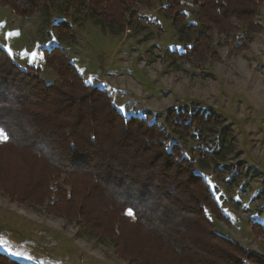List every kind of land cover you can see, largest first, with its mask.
Wrapping results in <instances>:
<instances>
[{
    "label": "rangeland",
    "instance_id": "obj_1",
    "mask_svg": "<svg viewBox=\"0 0 264 264\" xmlns=\"http://www.w3.org/2000/svg\"><path fill=\"white\" fill-rule=\"evenodd\" d=\"M71 2L56 0L28 19L0 6V47L19 68H37L52 83L57 76L45 67L44 53L58 46L82 81L105 90L122 115L166 127L167 146L179 145L196 162L194 171L213 195L216 209L206 214L215 232L264 257V0L251 19L252 32L232 21L236 25L213 26L199 39L197 29L183 41L161 8L174 4L184 14L183 24L197 26L196 0L134 2L124 14L125 24H113L115 33L103 27L104 19L96 23L86 8ZM116 4L111 6L113 15L121 13ZM60 22L71 27L70 40L53 28ZM197 40L203 54L208 48L214 56L197 55ZM32 52L39 55L30 63ZM184 109L225 120L232 144L225 161L207 158L202 166L197 138L175 134L165 125L168 111ZM45 175L40 160L0 142V253L22 264H128L114 252V233L101 229L98 239L82 225L85 220L62 216L64 211L74 213L67 203L69 191L60 187V176L53 193L56 177L44 181ZM40 190L36 201L31 195ZM73 190L77 199L80 189ZM86 210L105 228L101 223L108 221V210L95 200L88 201ZM125 215L134 220L127 211ZM121 232L133 247L157 252L139 227L124 220Z\"/></svg>",
    "mask_w": 264,
    "mask_h": 264
},
{
    "label": "trees",
    "instance_id": "obj_2",
    "mask_svg": "<svg viewBox=\"0 0 264 264\" xmlns=\"http://www.w3.org/2000/svg\"><path fill=\"white\" fill-rule=\"evenodd\" d=\"M70 1L86 8L96 23L102 24L104 19L103 27L107 25L115 33L113 24H125L124 14L129 6L147 0ZM55 2L0 0V6L28 19L42 14ZM260 2L196 0L197 26L183 24L184 14L177 12L174 4L161 9L172 19L179 40L183 41L197 29L199 39L206 37L213 26L232 21L245 26V33L252 32L255 23L251 19ZM115 4L119 15H113L111 6ZM53 28L64 40L73 37L71 27L63 22L53 24ZM198 45L197 40L193 45L197 55L214 56L208 48L209 54L205 49L203 54ZM44 64L57 76L52 83H47L37 68H19L0 47V127L9 133L6 142L30 159L40 160L46 170L44 181L56 177L52 191L57 190L59 181L63 185L60 187L68 189L67 203L74 213L64 211L63 217L85 220L82 225L98 239L101 229L114 233V252L128 264H264V257L215 232L206 214L216 209L213 195L194 171L196 162L184 155L179 145L167 146L166 127L143 117L122 115L105 90L82 81L58 46L44 53ZM163 121L173 133L197 138L200 154L204 155L199 160L202 166L207 158L215 163L225 161L232 148L231 129L217 114L171 110ZM78 188L81 195L75 199L72 192ZM41 190L31 196H41ZM89 200L108 210V221L101 223L105 228L91 219L86 210ZM129 208L134 212L133 221L125 215ZM124 220L139 227L147 240L155 243V254L132 246L121 232ZM0 264L22 263L0 253Z\"/></svg>",
    "mask_w": 264,
    "mask_h": 264
},
{
    "label": "snow or ice",
    "instance_id": "obj_3",
    "mask_svg": "<svg viewBox=\"0 0 264 264\" xmlns=\"http://www.w3.org/2000/svg\"><path fill=\"white\" fill-rule=\"evenodd\" d=\"M10 51L11 50L9 49V52ZM38 55L39 54L38 53H35V52L30 53V57L31 58H30L29 62L30 63L35 62V60H36V58H37ZM8 139H9V133H8V131L6 130V128L0 127V142H6ZM127 214L131 216V215H134V212H133V210L131 208H129L127 210Z\"/></svg>",
    "mask_w": 264,
    "mask_h": 264
}]
</instances>
